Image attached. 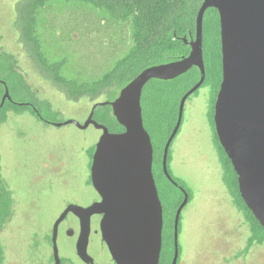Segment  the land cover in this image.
Listing matches in <instances>:
<instances>
[{
    "label": "rangeland",
    "instance_id": "374dc122",
    "mask_svg": "<svg viewBox=\"0 0 264 264\" xmlns=\"http://www.w3.org/2000/svg\"><path fill=\"white\" fill-rule=\"evenodd\" d=\"M17 2L19 0H0L1 79L9 82L10 93L18 100L16 102H44L42 112L53 122L76 120L84 123L93 104L108 100L107 94L95 101L87 97L72 101L51 81L41 76L26 54L19 40V32L14 26ZM95 13V9L89 13L92 21L97 19ZM58 26L63 28L61 19ZM102 26V34H92L94 31L83 32L89 35L87 40L81 38L83 34L80 35L79 30L67 29V33L73 32L71 41H67L70 46L78 50L79 47L87 49H80L78 54L74 52L75 49L70 50L69 46L61 44V32L57 39L53 38L52 45L45 41V47L51 53V60H66L62 68L64 75H77L75 71L80 68L79 54L87 57L84 55L88 53L96 63L106 61L97 46L101 39L109 42L103 37L106 31ZM218 31L216 19L206 24L205 63L207 58H212L218 50ZM47 36H51V33L47 32ZM4 53L15 57V71L8 70L9 62L5 61ZM192 79L176 78L162 82L152 79L143 90V118H147L144 125L154 137L157 146L156 164L162 156L160 142L163 138V132L159 130L161 127L157 128V121L161 115L171 116L175 111L172 105L177 104L178 94ZM166 87L167 90L164 91ZM2 91L0 86V97ZM118 92L119 90H116L114 96L117 97ZM154 99L157 103L165 100L167 104H154ZM215 102V88L207 81L204 87L187 100L180 132L169 150L168 167L171 174L182 180L191 192V200L181 215L179 243L182 264H264V243L254 242L249 247L251 222L245 211L237 205L225 181V168L211 124ZM101 134L102 131L94 125L82 129L74 123L61 126L46 123L30 110L9 111L6 120L2 121L0 118L2 181L13 191L14 199L12 214L0 231V241L4 249L3 264H28L27 257L32 258L33 255L28 251V247L35 243V233H38L40 238L50 230L53 220L62 208L59 197L68 195L77 185L76 175L85 177ZM158 144L161 145V151ZM69 170L70 174L59 176ZM157 180L161 190L162 187L164 189L162 192L165 201L170 203L176 200L177 191L159 173ZM169 208L164 231L173 235L174 222L172 220L171 224L168 219L171 214L174 217L172 204ZM248 248L250 249L247 251ZM44 250L47 257L49 251L47 248ZM31 261L33 264H40L33 258Z\"/></svg>",
    "mask_w": 264,
    "mask_h": 264
},
{
    "label": "water",
    "instance_id": "95a60500",
    "mask_svg": "<svg viewBox=\"0 0 264 264\" xmlns=\"http://www.w3.org/2000/svg\"><path fill=\"white\" fill-rule=\"evenodd\" d=\"M211 8L219 13L222 54V81L214 107L215 129L237 173L241 197L264 227V0H204L187 57L147 67L113 101L95 104L94 108L109 103L124 131L111 132L94 119V110L84 123L55 122L58 126L74 123L82 129L94 125L102 131L91 168L93 185L102 199L88 208L70 205L58 219L54 228L57 264V227L70 210L87 219L93 214L103 215L102 237L117 264H160L164 210L153 173L154 146L144 125L142 94L152 79L173 80L194 66L200 70V80L181 99L177 123L165 146L164 173L176 183L169 173V148L183 121L188 97L206 79L204 17ZM6 99L12 100L7 86L2 105ZM187 202L188 196L176 213L172 264L178 263V227ZM79 253L86 257L85 245Z\"/></svg>",
    "mask_w": 264,
    "mask_h": 264
},
{
    "label": "trees",
    "instance_id": "16d2710c",
    "mask_svg": "<svg viewBox=\"0 0 264 264\" xmlns=\"http://www.w3.org/2000/svg\"><path fill=\"white\" fill-rule=\"evenodd\" d=\"M202 1L203 0H19V2L16 3L17 18L14 26L19 32V40L26 54L41 76L51 81L68 99L79 101L87 97L95 101L107 94L108 100L106 101H113L116 98V96H114L115 91L119 90L120 92L123 87L147 67L172 62L177 59L178 53L184 50L180 46V43L176 41L175 32H177L176 35H183L185 33L181 32L182 29H186V27L190 26L195 31L197 14ZM190 3H192L193 6H187ZM181 4L186 6L183 7ZM93 9L96 11L95 14L97 18L94 21L90 19L91 16L89 15L91 11L93 12ZM183 9H186L184 10V15ZM87 10L89 12H87ZM60 19L63 28L58 26V21ZM212 19L217 20L218 29H220V18L216 9L207 11L204 27H206V24L211 23ZM72 22L73 24H71ZM101 26L106 31V34L103 33V37L109 42L107 43L104 39H101L97 46L100 48V54L106 58V61L96 63L90 58L88 53L84 55L87 57H82L81 54H79L80 68L75 71L77 75H73L72 77L64 75L62 68L66 60H51V53L46 49L47 46L45 41H48L47 43L52 45L53 38L57 39L61 32L62 34L59 35L61 44H65L67 47L69 46L68 49L70 50L74 51L75 49L74 52L76 53L81 52L80 49H87L79 47L78 50L70 46V42H67L71 41V34L73 33H67V29L73 31L79 30L80 35L86 31H94L92 34L96 32L100 34ZM47 32L51 33V36H47ZM218 32L220 41V31ZM88 36L89 35L83 34L81 38L84 37L85 40H87ZM129 41H131L130 46H128ZM103 47L105 49H101ZM120 48L124 51H121ZM4 56L6 58L2 57L5 58V61L8 60L9 62L7 66L8 70L15 71L17 67L15 57L6 53H4ZM96 64H98V66L94 67ZM101 65H104V67ZM206 71L207 81L213 84L216 98L222 81L221 42L218 44L216 54L214 53L212 58H207ZM199 77L200 72L196 69H193L188 76L183 75L181 78L179 77L181 80L187 78L193 79L183 88V91L178 94L177 104L175 103V105H172L175 111L170 117L161 115L162 111L160 110L161 118L157 121V128L161 127L159 130L163 132V138L160 142L162 145V152L165 142L177 121L180 99L188 89H191L195 85L194 82H196ZM159 81L162 82L165 80ZM6 82L11 91L9 82L7 80ZM0 86L3 89L2 96L0 97V118L2 121L6 120L9 111L20 112L22 110H30L38 119H42L30 105L16 102L18 100H16L13 95L12 98L14 101L6 100L2 105L5 87L1 81ZM158 89L161 90L160 87H158ZM165 90H167V87L164 91ZM143 93L142 101L145 92ZM153 101L154 104L161 106L167 104L165 100H161L159 103H157L156 99ZM32 103L38 107L41 116L52 121L42 112L44 102L38 101ZM111 109L109 103L99 106L96 119L98 122L105 124L111 132L124 131V127L111 113ZM101 111L104 112V115H100L99 112ZM49 121L46 120L47 123H49ZM144 122L146 124L147 118L146 120L144 119ZM212 123L214 124V111L212 114ZM151 137L156 155L157 146L154 137ZM216 143L222 164L225 168V181L231 189L237 205L245 211V214L251 222L252 235L249 247H251L254 242L262 244L264 243V227L259 223L241 197L237 173L235 172L231 160L221 146L217 135ZM161 145H159V151H161ZM161 161L162 156L157 160L156 164L155 157L154 174L157 175V173H159L164 177ZM175 180L186 187V184L182 180L178 178H175ZM0 183L1 185L4 184L1 178V157ZM170 186L173 187L172 184H170ZM4 213L5 214L0 210V215L2 214L0 228L3 226L9 210H4ZM173 218L172 214L171 218H168L171 224ZM166 220L167 217L165 215L164 229ZM249 249L250 248H248L247 251ZM172 255L173 235L170 232L166 233L163 231V251L160 264H169Z\"/></svg>",
    "mask_w": 264,
    "mask_h": 264
},
{
    "label": "flooded vegetation",
    "instance_id": "af4514ba",
    "mask_svg": "<svg viewBox=\"0 0 264 264\" xmlns=\"http://www.w3.org/2000/svg\"><path fill=\"white\" fill-rule=\"evenodd\" d=\"M203 1H202V3H203ZM182 6L185 7L186 5H182ZM187 6H193V4L190 3ZM211 9H215V8H211ZM184 10H186V9H183V15L185 14ZM207 11H206V13H207ZM206 13H205V15H206ZM204 20H205V17H204ZM219 24H220V19H219ZM204 31H205V27H204ZM219 31H220V29H219ZM181 32H183L185 34L176 35L177 32H175V36L177 38L176 41L180 43V46L183 48V50L186 53L184 51L178 53L176 60H180L184 57H187L190 54V52L192 50L191 42L195 39V35H196V24H195V31L190 26V27H186V29H182ZM204 42H205V37L203 36V46H204ZM220 42H221V40H220ZM130 44H131V41L128 42V46H130ZM205 65H206V63H205ZM193 69H196L200 72L199 68L194 66L192 69H190L188 72L184 73L183 75L188 76V74ZM183 75H181V76H183ZM181 76H179V77L181 78ZM179 77H177V78H179ZM200 77H201V74H200ZM200 77L196 82H194V84H196L200 80ZM0 81L3 83L5 90H6V86L9 88V86L7 85V82L5 80L1 79ZM206 83H207V71H206V79H205V82L203 83V85L197 91H195L193 94H191L188 97V99L191 98L195 93H197L202 87H204ZM189 90L190 89H188L184 94H186ZM184 94L182 95V97L184 96ZM182 97H181V99H182ZM181 99H180V102H181ZM6 100H8V99H6ZM11 101H14L13 98ZM180 102H179V107H180ZM96 103H98V102H96ZM96 103L93 104L91 111L88 114L87 118L91 114L92 110H94V119L97 120L96 114H97V111L99 109V106H101V105H98L96 108H94ZM24 104L30 105V107L33 108L37 112L38 116L42 117L43 120L39 118L40 120H42L44 122H46V120L49 121L48 119L41 116V113L39 112L38 107L33 105L32 102H24ZM214 107H215V105H214ZM99 113H100V115H104L103 111H101ZM111 113L113 114L112 109H111ZM178 115H179V109H178ZM177 120H178V117H177ZM49 123L55 124V122H53V121H49ZM176 123H177V121H176ZM176 123H175V125H176ZM211 124H212L213 129L215 130V140H216L217 132L215 129V123L213 124L211 122ZM181 125H182V123H181ZM180 128H181V126H180ZM180 128H179L177 134L175 135V137L173 138V141L175 140L178 133L180 132ZM172 131H171L169 137L171 136ZM169 137L167 138V140L165 142L164 149L162 152L161 166H162L163 173H164L163 157H164L165 146H166V143H167ZM98 141H97V143H98ZM173 141H172V143H173ZM97 143H96V145H97ZM170 147H171V145H170ZM95 150H96V146H95ZM95 150L91 156L90 166H89L87 173H85V177L83 178L81 175H76L75 176V178H76L75 182L76 181L78 182L77 185H75L69 191L68 195H63V196L59 197V200H60L59 203L62 204V208H61L60 212L58 213V215L53 220V223H52V226L50 227V230L47 231L44 235H41L40 238H39V234L35 233L36 241H35V243H33L32 246L28 247V251L33 254L32 255L33 260L39 262L40 264H57L56 259H55L54 228H55L56 222L62 216V214L67 210V208L70 205H78L80 207L88 208L89 206L93 205L94 203H96L102 199L101 196L99 195V193L97 192L96 188L94 187L93 182H92L91 168H92V162H93V156H94ZM169 150H170V148H169ZM169 155H170V153L168 154V163H169ZM155 157H156V155H155V149H154V160H155ZM70 173H71L70 170L65 171L64 173H62L59 176L67 175ZM153 173H154V163H153ZM169 173L171 174L170 170H169ZM53 174L56 175L55 173H53ZM171 176L175 180V177L172 174H171ZM154 177H155L156 184L158 187L159 196H160V199H161L162 205H163L164 220H165V215L167 216V211L170 209L169 207L171 204H172V209L174 208L173 255L171 257V261L169 262V264H172L173 257L175 254V218H176V213H177L180 205L183 203L184 199L186 198V196H188V202L185 205V207L183 208V210L187 207V205L189 204V202L191 200V192L189 191L187 186L185 187L184 185L178 183L176 180H175L176 183H174L164 173L163 178H165V180L167 181L168 184L169 183L172 184V186L175 187L174 189L178 193L176 200H174L173 202L171 201L170 203H167L165 201L164 192H162V190H164V189L162 187V190H161L160 185H159L158 180H157V175L154 174ZM1 178H2V165H1ZM13 205H14L13 191H11V189H9V187L7 185H5V183L3 185H1V183H0V210L3 211V214H5L4 210H7V209L9 210V213L7 214V217L5 218V221L3 223V226L0 228V231H2L4 224L9 220V218L11 216V214H12L11 211H12ZM183 210H182V212H183ZM182 212H181V215H182ZM102 217H103L102 214H93L89 217V219H87V217L84 214H78L77 212H74L73 210H70L65 215V217L58 224L57 235H56L57 236V238H56L57 253H58V256L60 259V264H117L111 255V252L109 250L107 243L105 242V240L102 237V232H101ZM1 218H2V214L0 215V219ZM87 221H88V223H87ZM180 223H181V216H180V221H179L178 232L180 231ZM86 235H87V240H85ZM84 245H85V250L87 252L85 258L82 257L79 253V249L81 248L83 250ZM44 248H47L49 251V252H47L48 253L47 257H46V255H44V252H45ZM178 248H179V257H178V263L177 264H182V257H181L182 251L180 249V243H179ZM3 250H4L3 244L0 241V264H3V262H4V256H3L4 251ZM162 251H163V249H162ZM63 252L66 254H63ZM238 255L240 256L241 252H239ZM32 258L27 257L28 264H33V261H31ZM161 260H162V253H161L160 263H161Z\"/></svg>",
    "mask_w": 264,
    "mask_h": 264
}]
</instances>
